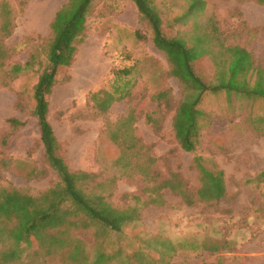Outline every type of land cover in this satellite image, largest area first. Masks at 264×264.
<instances>
[{"label":"rangeland","instance_id":"obj_1","mask_svg":"<svg viewBox=\"0 0 264 264\" xmlns=\"http://www.w3.org/2000/svg\"><path fill=\"white\" fill-rule=\"evenodd\" d=\"M65 1L0 0V29L4 21L8 26L0 31L5 47L0 56V188L35 196L58 181L44 159L39 125L31 110L34 85L46 62L49 24ZM153 2L166 31L187 38L195 20L207 31L215 26L212 54H218L222 44L238 45L251 54L255 65L264 67V4L203 0L202 12L182 22L190 0ZM28 60L31 67L17 75L9 72L14 64ZM123 66H131L133 84L100 112L94 97L111 89L115 71ZM194 67L201 76L212 74L211 54ZM168 69L166 56L152 42L151 28L131 0L92 1L74 59L49 96L48 119L68 167L95 174L91 185L96 192L116 208L135 206L138 216L114 231L97 222L84 226L81 214L69 215L76 225L47 229L63 243L54 244L47 237L32 245L22 242L19 258L3 264H223L224 259L234 264L236 244L264 235V177H257L264 170V122L257 127L248 119L264 116V103L243 96H232L230 103L224 94H206L200 104L205 125L198 144L194 152L184 151L172 128L182 88ZM158 87L168 89L171 106L153 99ZM131 111L133 134L139 141L137 154L133 151L134 168L110 158L119 155L110 131ZM147 115L158 118L156 124L148 122ZM12 117L24 123L13 126L8 121ZM125 123L129 126L130 119L125 118ZM194 155L209 170H221L224 198L206 202L197 196ZM147 165L152 170L149 175ZM172 172L183 180L189 203L169 188L160 189V199L151 202L150 188ZM75 243L82 246L85 259L82 254L70 256ZM9 247L11 239H0V252Z\"/></svg>","mask_w":264,"mask_h":264},{"label":"trees","instance_id":"obj_2","mask_svg":"<svg viewBox=\"0 0 264 264\" xmlns=\"http://www.w3.org/2000/svg\"><path fill=\"white\" fill-rule=\"evenodd\" d=\"M92 1L66 0L55 11L49 24L50 36L45 44V47L47 46L46 62L34 85V104L31 115L36 118L39 125L44 159L56 173L58 181L35 196L0 188V239L8 238L12 241V247L2 249L0 252V264L19 258V245L22 242L32 245L34 242H42L47 237L48 241L54 244L63 243L62 238L48 233L47 229L63 224L76 225V222L68 218L69 215L81 214L85 218L84 226L97 222L103 229L114 231H119L124 224L138 216L135 206L116 208L105 199L104 195L96 192L91 185L94 183L95 174L71 170L68 167L59 153V143L48 119L49 96L59 75L74 59L76 44L82 41L85 19L92 12ZM131 1L135 4L140 19L145 20L151 28L154 46L166 56L169 66L168 74L176 77L181 84L182 96L174 107L172 128L179 146L184 151L194 152L198 144L200 131L205 125V120H202L205 112L200 108V104L206 94H224L230 103H232V96H243L264 103V67L255 65L251 54L245 48L222 44L218 54H212L210 45L212 40L217 38L215 26L212 31H207L200 22L195 20L192 23L193 31L186 38L178 32L166 31L160 11L153 0ZM256 1L264 4V0ZM203 9V0H190L188 10L181 16L182 22H185L188 16L194 17L201 13ZM1 29L2 31L8 29L7 21L2 22ZM4 53L5 47L0 43V56ZM208 54H211L214 60V70L210 75L201 76L195 70L194 64ZM31 66V60H28L23 65L14 64L9 72L17 75ZM131 72V66L117 69L114 74L116 83L110 90H104L102 96L94 97L93 101L100 112L106 111L115 98L126 95V91L133 84ZM168 95V89L158 87L153 94V99L171 106L167 100ZM125 118L130 119L129 126L125 123ZM248 119L256 123L257 127L264 122L263 115L255 118L248 117ZM146 120L156 124L158 118L147 115ZM8 121L13 126L24 123L13 117ZM133 122L134 115L131 111L117 120L109 136L119 154L110 155V158L115 163L120 162L121 166L129 168L136 167L133 158H135L134 152L135 155L138 152L139 145L137 137L133 134ZM193 163L199 171L197 196L206 202L224 198L225 185L221 170L212 171L206 168L199 155H194ZM149 167L147 165L144 168L147 175H149ZM257 177H264V170ZM162 188H169L189 203V193L177 173L172 172L170 177L159 179L156 185L150 188L151 202L160 199ZM8 222L13 224L9 226ZM69 245L67 244L66 247ZM218 248L220 247L213 246V250ZM69 253L72 258L82 254L81 259H85L82 246L78 243L72 245ZM101 257L102 254L98 259L101 260ZM223 264H232V262L224 259Z\"/></svg>","mask_w":264,"mask_h":264},{"label":"crops","instance_id":"obj_3","mask_svg":"<svg viewBox=\"0 0 264 264\" xmlns=\"http://www.w3.org/2000/svg\"><path fill=\"white\" fill-rule=\"evenodd\" d=\"M263 238L262 234L257 239L241 240L235 251L234 264H264Z\"/></svg>","mask_w":264,"mask_h":264}]
</instances>
